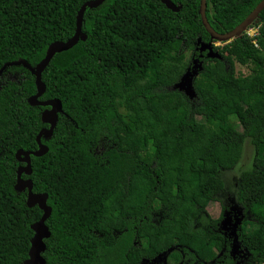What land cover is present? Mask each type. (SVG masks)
<instances>
[{
  "label": "trees",
  "instance_id": "obj_1",
  "mask_svg": "<svg viewBox=\"0 0 264 264\" xmlns=\"http://www.w3.org/2000/svg\"><path fill=\"white\" fill-rule=\"evenodd\" d=\"M87 1L0 0V70L18 59L36 67L51 43L75 34ZM172 1L178 12L161 0L87 8L82 39L44 69L40 100L60 99L64 113L22 175L52 209L39 264H264V10L248 28L254 37L215 46L201 0ZM261 1L207 0L208 21L226 33ZM199 38L219 57L200 58ZM186 51L203 65L194 98L176 87L194 64ZM238 63L251 73L239 75ZM4 71L16 78L0 86V264H27L44 211L16 189L26 165L17 152L39 148L50 107L29 103L37 85L28 68ZM246 138L254 162L234 184L231 239V208L214 218L208 206L225 194L223 172Z\"/></svg>",
  "mask_w": 264,
  "mask_h": 264
},
{
  "label": "water",
  "instance_id": "obj_2",
  "mask_svg": "<svg viewBox=\"0 0 264 264\" xmlns=\"http://www.w3.org/2000/svg\"><path fill=\"white\" fill-rule=\"evenodd\" d=\"M106 0H89L85 2L77 16V30L75 34L67 41H55L51 43L47 49V53L45 57L37 64L36 67H33L30 63H28L25 59H18L13 62L6 63L3 68L0 70V74L8 67V66H20L23 65L30 70V72L35 76V81L37 85L36 94L32 95L28 101L33 106H49V109H46L42 113V119L44 122L50 123L49 128H44L37 136V142L39 148L35 151H23L19 150L17 152V157L23 156L21 158L22 161L26 162L25 166H20L17 172V184L16 189L23 190L28 189V197L27 204L32 206L34 204H39L44 211L42 218L34 225L35 235L32 239V247L30 250V258L27 261V264H39L43 262L41 257V252L45 250L46 245L43 241L45 237L50 235L49 229L46 225V220L50 216L52 209L47 204V194H35L33 193V182L31 179H24L22 177L23 173L30 174L32 170V159L31 156H42L48 151V146L42 143V135L46 137H50L53 135L55 127L57 125L59 114L64 113L63 103L60 99L54 98L49 100H40V97L46 92V84L42 80V73L44 69L49 65L54 56L63 51H67L73 48L75 45L79 43L82 39V26L84 22V14L87 8H96L100 6ZM168 8L171 10L178 12L179 6L176 5L172 0H161ZM264 10V0H262L254 10L249 14V16L236 28L226 33L217 32L209 23L207 18V0H201L200 3V15L202 23L206 29V31L210 34V37L214 41L219 42H229L233 40L235 37L241 36L244 32H246L249 26L258 18L259 14ZM200 51V58H202L203 52L207 51V56L210 58L219 57V54L214 52L209 43H205L198 39V48ZM200 58H196L194 64L189 67L186 73L181 78V81L176 84V87L182 91H184L190 98H194L196 96V92L194 89V79L202 70L203 65Z\"/></svg>",
  "mask_w": 264,
  "mask_h": 264
},
{
  "label": "rangeland",
  "instance_id": "obj_3",
  "mask_svg": "<svg viewBox=\"0 0 264 264\" xmlns=\"http://www.w3.org/2000/svg\"><path fill=\"white\" fill-rule=\"evenodd\" d=\"M254 29V28H253ZM222 42L216 41L213 43L215 46L222 45ZM212 45V44H211ZM211 48L214 50V48L211 46ZM186 54L188 56V59H192V52L186 51ZM251 66L248 65H241L237 64V72L239 75H249L251 73ZM16 75L13 72H5L3 71L0 74V86L8 80L15 79ZM239 130L242 131V128L239 127ZM255 155V148L250 143V140L248 138L245 139L244 142V148L242 157L237 164V166L231 170L224 171L223 172V180L225 182L226 191L225 194L217 201L212 202L208 206V211L210 215L214 218H218L223 214V211L227 208H231V213L229 216L228 221L226 222L225 226V235L230 237L231 239H237L238 237V231H239V223L240 220L236 216L237 212V204L232 199L233 191H234V184L236 180L241 176V174L245 171H249L253 167V160ZM230 212V210H229Z\"/></svg>",
  "mask_w": 264,
  "mask_h": 264
},
{
  "label": "built area",
  "instance_id": "obj_4",
  "mask_svg": "<svg viewBox=\"0 0 264 264\" xmlns=\"http://www.w3.org/2000/svg\"><path fill=\"white\" fill-rule=\"evenodd\" d=\"M247 33L250 37H254L257 33H258V28H254V29H248ZM254 43L256 46H258V43L256 40H254Z\"/></svg>",
  "mask_w": 264,
  "mask_h": 264
},
{
  "label": "flooded vegetation",
  "instance_id": "obj_5",
  "mask_svg": "<svg viewBox=\"0 0 264 264\" xmlns=\"http://www.w3.org/2000/svg\"><path fill=\"white\" fill-rule=\"evenodd\" d=\"M196 58H199V57H193V58H192V60H193V63H194V61H195V59H196Z\"/></svg>",
  "mask_w": 264,
  "mask_h": 264
}]
</instances>
